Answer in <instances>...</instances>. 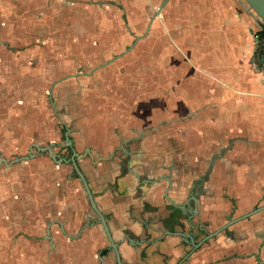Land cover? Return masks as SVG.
Segmentation results:
<instances>
[{
  "label": "crops",
  "instance_id": "0c3cea01",
  "mask_svg": "<svg viewBox=\"0 0 264 264\" xmlns=\"http://www.w3.org/2000/svg\"><path fill=\"white\" fill-rule=\"evenodd\" d=\"M110 1L0 0V264H117L74 152L122 264H264L262 20Z\"/></svg>",
  "mask_w": 264,
  "mask_h": 264
},
{
  "label": "water",
  "instance_id": "95a60500",
  "mask_svg": "<svg viewBox=\"0 0 264 264\" xmlns=\"http://www.w3.org/2000/svg\"><path fill=\"white\" fill-rule=\"evenodd\" d=\"M246 2L248 3V5L250 6V8L256 13V15L262 20L263 24H264V0H246ZM82 156H84V154H76L75 152L73 153V157L70 158V162L72 163V166L74 167L75 171L77 172L78 176L82 179V183H83V187L86 191V194L88 195V199L90 201V204L92 205V207L96 210V212L98 213L99 217H100V222L102 223L105 233L109 239L110 242V246L113 248L115 255H116V261L117 264H122L120 257H119V253H118V248H117V244L112 240V237L110 235V232L108 230V227L106 225L105 219L103 217V215L99 212V210L97 209L95 202L93 200V196L90 192V189L88 188V185L86 183V180L84 179V176L81 174L78 166H77V159L81 158ZM264 209V205H262L261 207L255 208L253 211L247 213L246 215L240 217L241 218H246L250 215H252L253 213H256L258 211H261ZM238 219L235 220H231L229 221V223H226L225 225H223L222 227L218 228L217 230H215L212 233H207L206 236L204 237L203 240L209 239L215 235H217L219 232H221L222 230H224L229 224L233 223L234 221H236Z\"/></svg>",
  "mask_w": 264,
  "mask_h": 264
},
{
  "label": "rangeland",
  "instance_id": "374dc122",
  "mask_svg": "<svg viewBox=\"0 0 264 264\" xmlns=\"http://www.w3.org/2000/svg\"><path fill=\"white\" fill-rule=\"evenodd\" d=\"M94 1L95 0H88V2L89 3H94ZM116 1V0H115ZM122 1H125V3H126V6H120V10H121V13H122V18H126V16H128V14L130 13L129 12V9H134V7L133 6H129L128 5V1L129 0H122ZM135 1V0H134ZM98 2V1H97ZM110 3H112V0L110 1ZM96 4H98V3H96ZM113 6H117V5H114V4H112ZM119 7V6H118ZM117 7V8H118ZM139 9H142L140 6L138 7ZM127 25H128V23H126ZM128 46H132V42L131 43H127L126 44V46L123 48L124 49V51H126L127 50V48H128ZM122 49V50H123ZM111 56H113V55H111ZM77 63V65H76V70H75V74H78V73H83L84 72V70L83 69H81L80 68V64L78 63V62H76ZM78 69V70H77ZM64 73L66 74V71H64ZM58 80H62V78H60V79H56V81H58ZM46 93V95L47 94H50V90H47V91H45ZM53 109V108H52ZM52 109H51V111H52ZM54 110V109H53ZM32 111V110H31ZM61 122V121H60ZM59 121L58 122H56V127H57V130H61V129H63V127H61V123H60ZM64 126V125H63ZM64 131V130H63ZM60 141H62L61 139H60ZM48 146V145H47ZM59 150H57V151H60V155L61 154H64L63 156H65V157H70V155H69V151L66 149H60L61 147H57ZM68 153H67V152ZM18 153H20L21 151H17ZM17 155V154H16ZM16 155H12V157L11 158H13V156H16ZM24 155H26V153L25 152H23V155L21 154V155H18V156H24Z\"/></svg>",
  "mask_w": 264,
  "mask_h": 264
},
{
  "label": "built area",
  "instance_id": "2783aa9c",
  "mask_svg": "<svg viewBox=\"0 0 264 264\" xmlns=\"http://www.w3.org/2000/svg\"><path fill=\"white\" fill-rule=\"evenodd\" d=\"M254 43V60L259 67L264 70V37L260 30L252 33Z\"/></svg>",
  "mask_w": 264,
  "mask_h": 264
},
{
  "label": "trees",
  "instance_id": "16d2710c",
  "mask_svg": "<svg viewBox=\"0 0 264 264\" xmlns=\"http://www.w3.org/2000/svg\"><path fill=\"white\" fill-rule=\"evenodd\" d=\"M262 36L264 37V27L260 30ZM67 150L70 152V154H72L71 152V148L67 147ZM71 156V155H70ZM68 158V157H67Z\"/></svg>",
  "mask_w": 264,
  "mask_h": 264
}]
</instances>
